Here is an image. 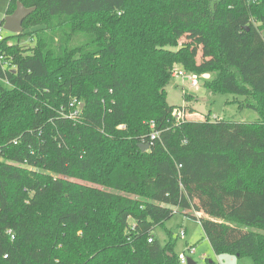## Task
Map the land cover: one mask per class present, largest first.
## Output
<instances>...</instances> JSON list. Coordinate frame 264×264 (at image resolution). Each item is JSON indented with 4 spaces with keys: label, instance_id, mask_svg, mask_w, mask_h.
Wrapping results in <instances>:
<instances>
[{
    "label": "trees",
    "instance_id": "1",
    "mask_svg": "<svg viewBox=\"0 0 264 264\" xmlns=\"http://www.w3.org/2000/svg\"><path fill=\"white\" fill-rule=\"evenodd\" d=\"M19 3L35 10L0 42V264H179L154 232L192 200L217 255L264 264V0H9L5 17ZM176 66L259 120H189Z\"/></svg>",
    "mask_w": 264,
    "mask_h": 264
},
{
    "label": "rangeland",
    "instance_id": "2",
    "mask_svg": "<svg viewBox=\"0 0 264 264\" xmlns=\"http://www.w3.org/2000/svg\"><path fill=\"white\" fill-rule=\"evenodd\" d=\"M7 9L8 0H0V22L5 18ZM2 35L7 37L13 34L3 29ZM12 42L16 44L18 39L15 38ZM20 44L24 47L34 46L32 38L29 37L22 38ZM174 69L184 70L182 66H176ZM210 76V79L213 80L214 75ZM206 82L208 81L200 78L199 86L194 89L190 87L187 78H172L167 87L169 104L186 109L187 118L198 114L203 116L202 118L196 117L191 121L201 120V122H205L209 118L212 122L227 120L254 123L259 120V114L254 109L242 106L244 99H236L237 97L224 93L214 94L206 86ZM185 94L188 96L186 97ZM184 104L186 105L182 106ZM192 203L196 209V202L192 200ZM182 231L186 233V239L180 238ZM154 233L163 245H166L170 240L173 241L175 243L174 252L177 255L185 252L190 256L186 250L188 245L194 246L196 252L191 258L196 264H210V261L215 264H255L252 258L246 256L239 258L230 254L217 255L214 251V246L218 244L217 240L211 239L196 219H191L184 213L175 215L166 222L164 227L157 228Z\"/></svg>",
    "mask_w": 264,
    "mask_h": 264
},
{
    "label": "built area",
    "instance_id": "3",
    "mask_svg": "<svg viewBox=\"0 0 264 264\" xmlns=\"http://www.w3.org/2000/svg\"><path fill=\"white\" fill-rule=\"evenodd\" d=\"M4 29V26H0V42L4 40L5 36L2 35V30ZM10 60H5L4 57L0 56V62H3V66L4 69H9V67L15 69L14 67H12L11 63L9 62ZM172 78H187L189 80V85L191 88H197L199 86V80L200 78H203L205 80H210L211 76L210 75H197V74H189L187 72H185L184 70H177L174 69L172 71ZM82 108V105L80 102L78 101H73L70 105V110L68 113L63 112V115L68 118V119H76L80 113V110ZM177 118L178 121H182L184 120V115L181 113H177ZM154 127V125L152 126ZM160 133L159 132H154L151 137L150 140L151 141H155L159 138ZM195 219L203 226V216L201 213L199 212H195L194 214ZM180 238L181 239H185L186 238V233L184 231H182L180 233ZM154 240V237H150L149 238V243H152ZM189 252V255L192 256L193 254H195L196 249L195 247H188L187 250ZM188 256L185 252L181 253L179 255V264H188V258L190 257Z\"/></svg>",
    "mask_w": 264,
    "mask_h": 264
},
{
    "label": "water",
    "instance_id": "4",
    "mask_svg": "<svg viewBox=\"0 0 264 264\" xmlns=\"http://www.w3.org/2000/svg\"><path fill=\"white\" fill-rule=\"evenodd\" d=\"M35 9H27L22 4H18L17 9L12 15L5 17L4 30L13 34L20 35L24 28V21L34 12ZM148 145H142V152L148 151ZM188 264H196L192 258L188 259Z\"/></svg>",
    "mask_w": 264,
    "mask_h": 264
},
{
    "label": "crops",
    "instance_id": "5",
    "mask_svg": "<svg viewBox=\"0 0 264 264\" xmlns=\"http://www.w3.org/2000/svg\"><path fill=\"white\" fill-rule=\"evenodd\" d=\"M8 4H9V0H8ZM186 95V94H185ZM188 96V95H187ZM186 104H184V105H182V106H185ZM200 114H198V115H195V116H192V117H188V118H190L189 120H194V118H196V117H198V118H202L203 116L201 115L200 117ZM196 121H201V120H196ZM195 210L193 209V210H191V211H189V212H184V214L185 215H187V216H189L191 219H195V217H194V214H195ZM202 214V216H203V218L205 219V218H207V216L206 215H204L203 213H201ZM203 227V226H202ZM186 239V238H185ZM214 240V239H213ZM217 245H220V244H222L223 242H222V240H218L217 241ZM216 245V246H217ZM188 247H194V246H190V245H188ZM180 255V254H179ZM189 258H191V256L189 257ZM188 258V259H189ZM210 264H215L214 262H212V261H210ZM220 264V263H219Z\"/></svg>",
    "mask_w": 264,
    "mask_h": 264
}]
</instances>
